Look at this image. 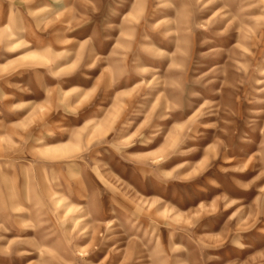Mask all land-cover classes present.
Instances as JSON below:
<instances>
[{
    "label": "rangeland",
    "instance_id": "rangeland-1",
    "mask_svg": "<svg viewBox=\"0 0 264 264\" xmlns=\"http://www.w3.org/2000/svg\"><path fill=\"white\" fill-rule=\"evenodd\" d=\"M0 264H264V0H0Z\"/></svg>",
    "mask_w": 264,
    "mask_h": 264
}]
</instances>
